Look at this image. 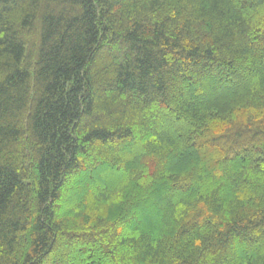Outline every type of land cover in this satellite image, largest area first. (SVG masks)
<instances>
[{
	"label": "trees",
	"instance_id": "16d2710c",
	"mask_svg": "<svg viewBox=\"0 0 264 264\" xmlns=\"http://www.w3.org/2000/svg\"><path fill=\"white\" fill-rule=\"evenodd\" d=\"M0 264H264V0H0Z\"/></svg>",
	"mask_w": 264,
	"mask_h": 264
}]
</instances>
